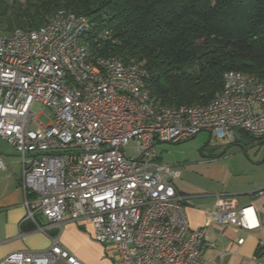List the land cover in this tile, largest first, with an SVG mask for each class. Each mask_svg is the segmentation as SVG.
I'll return each instance as SVG.
<instances>
[{"label": "built area", "instance_id": "2783aa9c", "mask_svg": "<svg viewBox=\"0 0 264 264\" xmlns=\"http://www.w3.org/2000/svg\"><path fill=\"white\" fill-rule=\"evenodd\" d=\"M91 34L86 17L59 10L37 29L0 35V138L22 167L26 218L41 231L37 217L88 224L120 264H204V231L190 229L172 184L179 174L158 162L156 146L201 132L228 145L240 134L263 139L264 80L229 71L209 102L160 106L142 63L93 54ZM110 39L107 29L93 35ZM40 107L50 111L46 126L37 121ZM130 143L137 158L125 154ZM206 225L254 230L259 222L251 204L222 196ZM0 264L83 263L52 239L45 250L15 252Z\"/></svg>", "mask_w": 264, "mask_h": 264}, {"label": "trees", "instance_id": "16d2710c", "mask_svg": "<svg viewBox=\"0 0 264 264\" xmlns=\"http://www.w3.org/2000/svg\"><path fill=\"white\" fill-rule=\"evenodd\" d=\"M59 10L88 19L93 54L142 63L160 106L209 102L229 71L264 80V0H0V23L34 30Z\"/></svg>", "mask_w": 264, "mask_h": 264}, {"label": "crops", "instance_id": "0c3cea01", "mask_svg": "<svg viewBox=\"0 0 264 264\" xmlns=\"http://www.w3.org/2000/svg\"><path fill=\"white\" fill-rule=\"evenodd\" d=\"M237 138V143L229 145L235 146L234 152L227 156L223 152L209 158L230 160L229 170L221 175L219 184L211 191L185 193L177 187L175 180L172 181L184 199L190 229L204 231V264H264V194L256 195L264 188V152L262 156L247 152L250 145L264 148V138L258 140L245 135ZM14 152L0 141V157L4 166H0V261L15 252L45 250L50 247L52 239H57L83 264H120L112 247H105L94 240L92 227L88 224L67 220L60 227L49 225L42 217H37V224L44 228L41 231L26 218L20 190L22 167ZM222 196L234 197L239 206L251 204L259 227L245 230L233 225H206L207 213ZM241 240L242 243H238Z\"/></svg>", "mask_w": 264, "mask_h": 264}, {"label": "rangeland", "instance_id": "374dc122", "mask_svg": "<svg viewBox=\"0 0 264 264\" xmlns=\"http://www.w3.org/2000/svg\"><path fill=\"white\" fill-rule=\"evenodd\" d=\"M9 8L12 0H2ZM23 1V0H22ZM5 25L0 23V35L4 34ZM39 115L37 121L43 126L49 123L50 111L45 107L37 110ZM31 129H36V124L30 125ZM7 149H14L1 140ZM133 143H130L125 149V154L131 158H137L138 155L133 152ZM261 146L250 145L247 148L249 155L258 153L262 156L264 148ZM235 146H229L224 140L210 136L208 132H201L193 139L184 142L171 144L160 143L156 146L158 162L169 166L172 170L179 174L174 182L177 187L185 193L208 192L212 187L219 184L221 175L229 170V158L221 160L209 159L226 152V156L235 151ZM225 150V151H224ZM15 153V152H14Z\"/></svg>", "mask_w": 264, "mask_h": 264}, {"label": "water", "instance_id": "95a60500", "mask_svg": "<svg viewBox=\"0 0 264 264\" xmlns=\"http://www.w3.org/2000/svg\"><path fill=\"white\" fill-rule=\"evenodd\" d=\"M194 137H192L191 139H193Z\"/></svg>", "mask_w": 264, "mask_h": 264}]
</instances>
